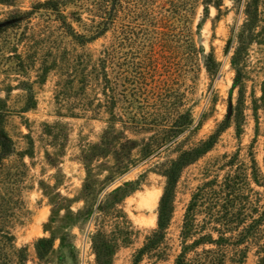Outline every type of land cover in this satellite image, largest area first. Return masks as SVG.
Returning a JSON list of instances; mask_svg holds the SVG:
<instances>
[{
	"label": "rangeland",
	"instance_id": "rangeland-1",
	"mask_svg": "<svg viewBox=\"0 0 264 264\" xmlns=\"http://www.w3.org/2000/svg\"><path fill=\"white\" fill-rule=\"evenodd\" d=\"M45 1L0 0V264H175L194 240L185 264H257L264 220L236 222L264 210V0L238 57L242 0ZM215 133L135 262L164 170Z\"/></svg>",
	"mask_w": 264,
	"mask_h": 264
},
{
	"label": "trees",
	"instance_id": "trees-1",
	"mask_svg": "<svg viewBox=\"0 0 264 264\" xmlns=\"http://www.w3.org/2000/svg\"><path fill=\"white\" fill-rule=\"evenodd\" d=\"M241 1V0H237ZM263 0H242L244 2V9L243 12L246 16L245 22L242 24V27L239 31L236 33V39L240 43L239 48L236 51V57H238L239 52L241 48L244 45V42L247 39L248 34H250L251 25H254L256 20H258V5L259 2H262ZM52 2V0H47L44 2V4H48ZM69 26V25H68ZM70 27V26H69ZM81 39L85 40V37L83 35H77ZM189 115H179V117L174 121L172 126L170 127L169 131L171 133H178L181 130V126H185L188 121H190ZM218 134H212L210 135L206 140L201 141L198 145H196L193 148H190L188 150H183L175 159H173L170 164L166 167L164 170L165 177H166V184L164 186L163 193L159 200V206H158V215H157V224L156 228L153 229L151 237L147 238V242L144 244V246L138 251L137 256L135 258V262L139 260V257L142 255L143 252H146L156 245L158 246V243L164 238V229L166 228V225L168 224L170 213H171V196L173 194L177 179L179 177V174L184 166L187 164L193 162L195 159H197L202 154L206 153L214 144L215 139ZM12 142L11 139L4 133L2 129H0V151L1 155H5L9 152H11ZM262 186L264 188V181L262 183ZM198 193L195 194L193 197L191 204L188 207V212L186 214V219L184 223V229H183V236L187 237L189 234H191L190 229V211L192 210L193 206L196 203ZM249 217L250 221L249 223H246L247 217ZM239 219L237 220L236 224L238 223L239 226H241V231L238 233L237 240L241 241L244 238H246V235L250 233L251 229L254 228V226L258 223L264 220V210L263 212L256 218L251 217L244 213L243 211H240L239 213ZM237 217V218H238ZM245 224V225H244ZM205 237L202 236L199 239H204ZM212 239L211 237H208ZM226 237H223L222 235L219 236L217 240H215V243H219L221 241L226 240ZM42 241H45V239H41ZM197 243V240H194L190 245L185 244L184 249L178 254L175 264H185V250ZM220 244V243H219ZM259 259L257 261V264H264V243L260 247L259 250ZM246 256L242 255V258H240V261H243L241 259H244ZM102 262V261H101ZM102 264H110L109 260L103 261Z\"/></svg>",
	"mask_w": 264,
	"mask_h": 264
}]
</instances>
